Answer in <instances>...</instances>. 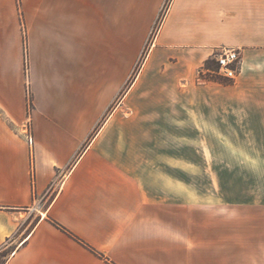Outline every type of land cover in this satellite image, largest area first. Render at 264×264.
<instances>
[{
    "label": "crops",
    "instance_id": "1",
    "mask_svg": "<svg viewBox=\"0 0 264 264\" xmlns=\"http://www.w3.org/2000/svg\"><path fill=\"white\" fill-rule=\"evenodd\" d=\"M165 2L0 0L2 264H264L209 174L262 149L264 0H171L150 40Z\"/></svg>",
    "mask_w": 264,
    "mask_h": 264
},
{
    "label": "rangeland",
    "instance_id": "2",
    "mask_svg": "<svg viewBox=\"0 0 264 264\" xmlns=\"http://www.w3.org/2000/svg\"><path fill=\"white\" fill-rule=\"evenodd\" d=\"M170 1L166 0L164 3L150 40L157 31ZM148 46H146L145 52ZM204 69V72L201 73V78L204 80L225 79L208 73L205 66ZM212 70H218L215 60L212 62ZM252 138L262 147L261 150L253 152L258 161L247 157L248 152H231V155L226 154L223 164L209 167V174H215L221 178L226 197H235V201L239 202V209L236 204L234 209L226 208V217L229 215L230 209V216L234 219L235 239L238 237L239 242H264V166L258 164L263 163L264 159V136H252ZM239 141L244 142L245 139L240 137ZM37 208L35 207V209ZM0 264H2L1 260Z\"/></svg>",
    "mask_w": 264,
    "mask_h": 264
},
{
    "label": "built area",
    "instance_id": "3",
    "mask_svg": "<svg viewBox=\"0 0 264 264\" xmlns=\"http://www.w3.org/2000/svg\"><path fill=\"white\" fill-rule=\"evenodd\" d=\"M218 65L217 71H209L208 73L221 76L227 80L234 81L237 79L239 73V65L241 60L240 51L237 49H222L218 52L214 59ZM28 140L30 143L33 142L30 128H27Z\"/></svg>",
    "mask_w": 264,
    "mask_h": 264
},
{
    "label": "trees",
    "instance_id": "4",
    "mask_svg": "<svg viewBox=\"0 0 264 264\" xmlns=\"http://www.w3.org/2000/svg\"><path fill=\"white\" fill-rule=\"evenodd\" d=\"M212 62L213 60H209L206 62L205 64V68L206 70H209V71H213L212 70ZM210 81H216V82H220L222 84H228V80H225V79H222V78H219V79H210ZM58 228L62 229L64 232L70 234L74 239L80 241V239H78L76 236L72 235L70 232H68L65 228H63L60 224H58L57 222L55 221H52ZM81 242V241H80ZM103 256V255H102Z\"/></svg>",
    "mask_w": 264,
    "mask_h": 264
}]
</instances>
